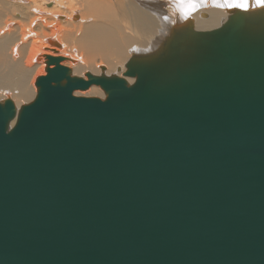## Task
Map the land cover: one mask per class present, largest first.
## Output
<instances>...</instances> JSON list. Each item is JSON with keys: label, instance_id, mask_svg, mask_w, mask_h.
Listing matches in <instances>:
<instances>
[{"label": "water", "instance_id": "95a60500", "mask_svg": "<svg viewBox=\"0 0 264 264\" xmlns=\"http://www.w3.org/2000/svg\"><path fill=\"white\" fill-rule=\"evenodd\" d=\"M191 22L0 99V264H264V8Z\"/></svg>", "mask_w": 264, "mask_h": 264}, {"label": "bare ground", "instance_id": "6f19581e", "mask_svg": "<svg viewBox=\"0 0 264 264\" xmlns=\"http://www.w3.org/2000/svg\"><path fill=\"white\" fill-rule=\"evenodd\" d=\"M77 1L0 0V12L9 9L3 8L5 5H12L14 15H17L19 19L17 21L26 17L29 19V27L20 29L18 35L14 34L17 32L16 29L12 30L15 21H11V18H6L5 23L0 25V83L4 85L1 91L6 97L14 94L11 99L17 106L21 105L20 102L29 99L30 95L32 97L36 94L37 86L32 87L31 92L29 83L33 81L31 77L34 72L44 74L46 65L44 56L66 54L67 60L62 63L71 64L74 74L88 65H93L99 70L105 65V72L117 71V75L123 76L132 83L134 78L123 75L130 57L144 56L158 51L171 36L172 30L177 29L175 26L183 27V24H187L189 20L195 28L199 29L219 25L227 18L233 7H236H228V4H244L246 7L237 8L246 11L264 8V0H192L193 6H185L181 12L176 11L168 0H83L85 9L83 7L82 10H78ZM204 12L207 16L201 18ZM115 13L119 17V24L113 18ZM106 18L112 23H106L108 21ZM99 21L111 27L101 28ZM36 24L42 26L40 29L43 33L39 38L31 29ZM115 29H118L117 34L114 32ZM10 30L13 32L11 33ZM27 38L31 39L30 48L27 54L22 56L25 58H22L20 45ZM69 38L73 40V43L75 42V45L77 44L76 47L68 40ZM45 42L50 43V47ZM54 42L58 45L53 44ZM9 46L10 52L7 51ZM95 58H99L97 61L102 65L96 64ZM125 58L128 59L124 68L121 64ZM31 84L33 85V82ZM79 92L75 91V93ZM99 95L104 97V93L102 95L100 92Z\"/></svg>", "mask_w": 264, "mask_h": 264}, {"label": "rangeland", "instance_id": "374dc122", "mask_svg": "<svg viewBox=\"0 0 264 264\" xmlns=\"http://www.w3.org/2000/svg\"><path fill=\"white\" fill-rule=\"evenodd\" d=\"M85 2V1H84ZM77 4L79 3V4H83L82 6L81 5H79L78 4V7H77V9L78 10H82V8L83 9H85V6H84V3H83V0H78L77 2H76ZM86 3V2H85ZM10 6H12V5H5V7H3V8H6V9H8V10H10L9 11V13H8V10H3L2 12H0V25H2V24H4L5 23V19L6 18H11L12 20L11 21H15L14 22V24H13V27H12V30H14L15 31V29L17 30V32L16 33H14L15 35L17 34L18 35V32L19 31H21L22 30V28L23 27H26V28H28L29 27V19L26 17V19H28V20H26L25 18L24 19H20V21H17V20H19L18 19V17H17V15H14V13H15V11H13L12 9H13V6H12V8L10 7ZM49 6H51V5H49ZM81 6V7H80ZM47 7H48V5H47ZM79 8H81V9H79ZM18 11H20V10H18ZM3 12H4V14H3ZM6 12V13H5ZM10 12H11V14H10ZM7 14V15H6ZM117 13H115L114 15H113V18H115L116 20H117V22H118V24H119V17L116 15ZM11 15V16H10ZM4 18H3V17ZM24 16V15H23ZM78 16V15H77ZM206 16H207V13L206 12H204V13H202V15H201V18H206ZM78 18H79V16H78ZM4 19V20H3ZM23 20V21H22ZM106 20H108V21H106V23H112L111 22V20H109V19H107L106 18ZM99 23H100V26H101V28H109V27H111V26H109L108 24H106V23H104V22H101V21H99ZM26 24V25H25ZM20 26H22V27H20ZM41 25L40 24H36V25H34V26H32L33 28H31L32 29V31L33 32H35V34H37L38 36H37V38H39L40 37V35L43 33L42 32V29H40V28H42V26L40 27ZM15 27V28H14ZM34 27H35V29H34ZM14 28V29H13ZM39 28V29H38ZM118 28V27H117ZM21 29V30H20ZM38 29V30H37ZM12 30H10V32L12 33L13 31ZM37 30V31H36ZM10 32H8V33H10ZM37 32V33H36ZM114 32H115V34H117L118 33V29H115L114 30ZM1 35V34H0ZM70 42H72L71 41V39L69 38L68 39ZM25 42V43H24ZM22 41V45H20V57H22V56H24V55H26L27 54V51H28V48H30V46H29V42H31V39L30 38H27V40H25V41ZM38 41H36V43H37ZM35 43V44H36ZM46 44H48V46L49 45H51L50 43H47V42H45ZM73 43V42H72ZM75 43V42H74ZM73 43V44H74ZM75 45V44H74ZM29 46V47H28ZM35 46H37V48H39L38 47V45H35ZM77 46V44L75 45V47ZM50 47V46H49ZM54 49H57V48H55V47H53ZM44 50H47V49H44ZM50 50V49H49ZM62 50V49H61ZM61 50H58V51H61ZM7 51L8 52H10V46L8 47V49H7ZM6 53V52H5ZM67 53H69V52H67ZM8 55H9V53H8ZM60 56H66L65 57V60H63V62L65 61L66 62V60H67V55L66 54H60ZM9 58V57H8ZM22 58H25V57H22ZM44 58H45V56H44ZM43 58V59H44ZM129 58V57H128ZM128 58H125V60H124V62L121 64V65H123V67L125 68V63H126V61H127V59ZM46 59V58H45ZM97 60H99V58H95V62H96V64H100V65H102L101 63H99V61H97ZM44 61V60H43ZM67 66H69V67H71L72 68V65L70 64V65H67ZM91 66V67H90ZM105 66V65H104ZM45 67H46V65H45ZM89 68V69H88ZM37 69H40V68H37ZM93 70V71H92ZM86 71L87 72H91V73H95V74H99L101 71L99 70V69H97L96 67H94L93 65H88V66H86V67H84V69H82V70H80V72L79 73H77L76 75H78L79 74V76H80V74H81V76H83V77H85V73H86ZM100 71V72H99ZM37 72V71H36ZM36 72H34L33 74H32V77H31V81H32V79H33V85L31 84V83H29L30 84V86H29V89H30V91L32 92V87H35L36 88V85H35V81H36V78L38 77V76H40L41 75V73H36ZM82 72V73H81ZM105 72V71H104ZM105 73H107V72H105ZM117 74V71H109V73H107V74ZM40 74V75H39ZM44 74H45V70H44ZM44 74H42V75H44ZM29 81H30V79H29ZM3 87H4V85H1V83H0V96L2 97H0L1 99H5V98H11V96H13L14 94H12L10 97H6L5 96V93L4 92H2L1 91V88L3 89ZM96 91H95V90ZM36 91H37V88H36ZM85 91V92H84ZM79 92V91H78ZM83 92V93H82ZM91 92V94L92 95H95V96H99V97H102L101 95H99V93L101 92L102 93V95H103V91L100 89V87H98V86H95L94 85V87L92 86V87H89L87 90H83V91H80L79 93L80 94H82V95H91V94H89ZM94 92V93H93ZM4 93V94H3ZM79 93H75V94H79ZM96 93V94H95ZM9 94H11V93H9ZM34 95L35 94H33L32 95V97H31V95H30V97H29V99L27 98L26 100H24L23 102H20V104H24V103H27V102H29L33 97H34Z\"/></svg>", "mask_w": 264, "mask_h": 264}, {"label": "snow or ice", "instance_id": "6c2138e0", "mask_svg": "<svg viewBox=\"0 0 264 264\" xmlns=\"http://www.w3.org/2000/svg\"><path fill=\"white\" fill-rule=\"evenodd\" d=\"M168 2L170 4H172L175 7L176 11H178V12L183 11L185 6H193L192 0H168ZM227 6L228 7H233V6L246 7V5H244V4H238V5L228 4Z\"/></svg>", "mask_w": 264, "mask_h": 264}]
</instances>
